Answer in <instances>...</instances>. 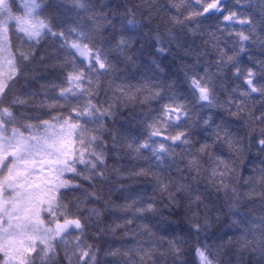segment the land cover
Listing matches in <instances>:
<instances>
[{
	"label": "snow or ice",
	"instance_id": "snow-or-ice-1",
	"mask_svg": "<svg viewBox=\"0 0 264 264\" xmlns=\"http://www.w3.org/2000/svg\"><path fill=\"white\" fill-rule=\"evenodd\" d=\"M0 264H264V0H0Z\"/></svg>",
	"mask_w": 264,
	"mask_h": 264
},
{
	"label": "trees",
	"instance_id": "trees-1",
	"mask_svg": "<svg viewBox=\"0 0 264 264\" xmlns=\"http://www.w3.org/2000/svg\"><path fill=\"white\" fill-rule=\"evenodd\" d=\"M102 2H105V3H107L108 2V0H102ZM124 2V0H111V4L114 6V5H116V4H120V3H123ZM242 2H247V0H242ZM122 10V9H121ZM200 41L199 40H197V43H199ZM171 60H172V57L171 56H169L167 59H164L163 60V63L165 64V65H168V64H170V62H171ZM244 60L246 61L247 60V57L245 56L244 57ZM173 67V69H175V65H173L172 66Z\"/></svg>",
	"mask_w": 264,
	"mask_h": 264
}]
</instances>
